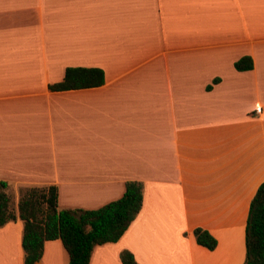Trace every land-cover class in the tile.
Returning a JSON list of instances; mask_svg holds the SVG:
<instances>
[{
    "label": "crops",
    "instance_id": "0c3cea01",
    "mask_svg": "<svg viewBox=\"0 0 264 264\" xmlns=\"http://www.w3.org/2000/svg\"><path fill=\"white\" fill-rule=\"evenodd\" d=\"M243 56L252 69L235 67ZM71 66L105 83L51 90ZM0 180L55 184L60 208L84 209L142 181L139 214L90 264H123L125 249L141 264H243L264 181V0H0ZM23 228L0 227V264H24ZM69 261L45 241L38 264Z\"/></svg>",
    "mask_w": 264,
    "mask_h": 264
},
{
    "label": "trees",
    "instance_id": "16d2710c",
    "mask_svg": "<svg viewBox=\"0 0 264 264\" xmlns=\"http://www.w3.org/2000/svg\"><path fill=\"white\" fill-rule=\"evenodd\" d=\"M253 66L251 56H243L235 62L238 70H249ZM214 81H219V78ZM103 83L105 72L102 68L71 66L66 69L63 80L49 84V88L69 90ZM8 187L7 181L0 180V227L18 217L23 221L24 264H38L44 243L50 239H61L69 253V264H90L95 246L118 241L139 214L144 199V183L128 180L120 198L98 208H60L57 185L31 186L21 191L16 212L10 206V195L5 191ZM194 234L198 244L209 249L217 246L218 241L209 230L197 227ZM121 259L123 264H141L127 249L121 252ZM243 264H264V181L251 200Z\"/></svg>",
    "mask_w": 264,
    "mask_h": 264
},
{
    "label": "rangeland",
    "instance_id": "374dc122",
    "mask_svg": "<svg viewBox=\"0 0 264 264\" xmlns=\"http://www.w3.org/2000/svg\"><path fill=\"white\" fill-rule=\"evenodd\" d=\"M28 187V186H27ZM27 187H21L19 188V194L16 193L17 190L16 189H13V188H6L5 191L10 195V206L15 209L16 212H18V202H19V199H20V194H21V191L24 189V188H27ZM38 187H41V186H38Z\"/></svg>",
    "mask_w": 264,
    "mask_h": 264
}]
</instances>
